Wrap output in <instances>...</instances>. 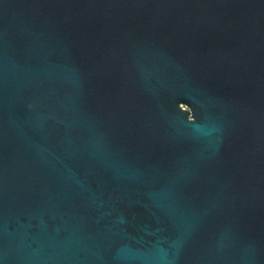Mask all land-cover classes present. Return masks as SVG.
<instances>
[{"label": "water", "instance_id": "obj_1", "mask_svg": "<svg viewBox=\"0 0 264 264\" xmlns=\"http://www.w3.org/2000/svg\"><path fill=\"white\" fill-rule=\"evenodd\" d=\"M0 264H264V0H0Z\"/></svg>", "mask_w": 264, "mask_h": 264}]
</instances>
